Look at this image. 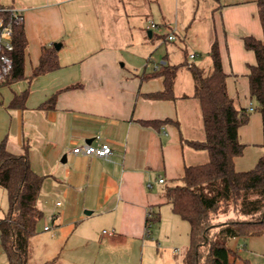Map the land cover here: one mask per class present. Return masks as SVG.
Returning <instances> with one entry per match:
<instances>
[{
	"label": "crops",
	"instance_id": "obj_1",
	"mask_svg": "<svg viewBox=\"0 0 264 264\" xmlns=\"http://www.w3.org/2000/svg\"><path fill=\"white\" fill-rule=\"evenodd\" d=\"M1 3L23 12L28 47L24 78L0 84V143L5 141L15 154L28 151L33 169L44 176V197L37 204L44 213L41 231L48 236L50 253L40 264H136L131 257L140 246L145 252L147 236H152L148 210L160 220L158 207L169 205L164 213L177 222L165 188L178 183L187 166L210 159L207 150H196L186 141L205 139L188 65L210 72V51L217 41L229 95L236 106L255 111L248 74L256 55L243 37L264 36L258 0ZM152 22L157 26L152 28ZM172 34L176 38L170 40ZM56 43H61L60 68L33 76L43 48ZM165 63L185 64L174 81V98L151 99L146 94L163 90L164 79L142 76ZM25 90L24 106H11L14 96ZM54 96L53 107L43 106ZM253 111L239 129L246 147L235 158L238 171L253 168L263 154L254 148L263 143L262 114ZM169 118L171 122L158 126L142 123ZM89 139L94 145L109 143L111 156L73 152ZM8 206L7 191L0 185V219ZM96 219L101 227L92 229ZM46 225L51 228L45 230ZM1 256L0 264H8L4 250Z\"/></svg>",
	"mask_w": 264,
	"mask_h": 264
},
{
	"label": "trees",
	"instance_id": "obj_2",
	"mask_svg": "<svg viewBox=\"0 0 264 264\" xmlns=\"http://www.w3.org/2000/svg\"><path fill=\"white\" fill-rule=\"evenodd\" d=\"M259 16L264 31V0H258ZM0 19L4 25L11 20L10 11L0 0ZM14 48L7 53L13 59V69L7 78L12 83L24 78L25 55L28 40L24 24L11 25ZM247 49L253 50L256 63L250 65L248 74L250 95L256 101L255 110L262 114L263 154L256 165L238 171L235 158L244 153L246 145L240 141L239 129L250 120L251 111L236 106L227 88L228 74L222 64L219 44L212 45L210 56L212 70L206 73L196 64L188 65L195 81V97L200 101L204 140H186L196 150H207L208 162L189 165L176 184L167 185L164 196L173 211L190 223V245L183 264H231L227 241L234 237L264 235V36L243 37ZM185 64H161L145 73L142 78L163 77L164 89L146 94L151 99H173L174 81L178 70ZM60 68L55 46L44 47L33 76ZM76 87V86H70ZM29 90L16 94L10 105L23 107ZM56 96L44 104L53 107ZM172 120H143L145 125L158 126ZM44 176L37 173L30 162L28 151L15 154L8 150L5 141L0 143V185L8 194V210L0 219L1 245L8 264H28L30 239L37 233V225L44 213L37 200L42 190ZM222 208V213L234 211L227 221L215 222L212 214ZM154 216L148 223L158 222ZM150 233V232H148Z\"/></svg>",
	"mask_w": 264,
	"mask_h": 264
},
{
	"label": "rangeland",
	"instance_id": "obj_3",
	"mask_svg": "<svg viewBox=\"0 0 264 264\" xmlns=\"http://www.w3.org/2000/svg\"><path fill=\"white\" fill-rule=\"evenodd\" d=\"M152 31L158 32V30ZM158 55H160V50L155 52L153 57L157 59ZM253 112H256V110ZM254 148L262 150L263 153L262 146L254 145ZM43 197L44 188H42L38 200ZM158 208L161 213V219L153 223L152 236H147V242L149 243L145 252H143V247L140 246L135 256L131 257V260L135 261L136 264H183L186 250L190 245V223L180 216L177 217L179 219H175L177 223L166 215L164 212L166 208H170L169 205H161ZM222 210L220 208L215 213V216L212 214L215 222L227 221L230 216L235 215L234 211L225 214L222 213ZM49 224L52 225L51 219ZM95 224L96 226H92V229L101 227L97 219L95 220ZM42 225L43 220H41V224L38 226V233L31 239L29 264H40L41 260L50 253V249L46 247L48 236L41 231ZM103 228L107 229V226ZM153 241L154 243H151ZM227 245L230 248L231 264H264V235L234 237L227 241ZM1 246L0 242V263L3 258L1 256L3 254Z\"/></svg>",
	"mask_w": 264,
	"mask_h": 264
},
{
	"label": "built area",
	"instance_id": "obj_4",
	"mask_svg": "<svg viewBox=\"0 0 264 264\" xmlns=\"http://www.w3.org/2000/svg\"><path fill=\"white\" fill-rule=\"evenodd\" d=\"M7 10L10 11L11 20L10 23L6 26L4 25V21L0 19V84L7 81L8 76L12 72L13 69V59L7 53V51H12L14 48V44L12 42L13 30L11 25H21L24 24V14L23 12L14 7V6H5ZM152 28L156 27V23L152 22L150 24ZM170 40L175 39V35H169ZM196 56L195 53L190 54V58H194ZM250 110H254L251 108ZM73 152L84 154L87 156H98L102 158H109L113 153V149L111 145L107 142L101 143L99 145H94L92 143H85L84 145L77 146L73 149ZM160 182L164 183V179H160ZM61 202H57V205H60ZM154 216L153 209L148 210L147 212V220L151 222ZM148 232L151 230V223H148ZM51 228L50 225H46L44 227L45 230H49ZM104 232H107L106 230ZM112 234V232H110ZM1 242V235H0Z\"/></svg>",
	"mask_w": 264,
	"mask_h": 264
},
{
	"label": "water",
	"instance_id": "obj_5",
	"mask_svg": "<svg viewBox=\"0 0 264 264\" xmlns=\"http://www.w3.org/2000/svg\"><path fill=\"white\" fill-rule=\"evenodd\" d=\"M55 47H56L57 49H59V48L61 47V43H56V44H55ZM88 142L90 143V142H92V140L89 139ZM64 159H65V158H64Z\"/></svg>",
	"mask_w": 264,
	"mask_h": 264
}]
</instances>
